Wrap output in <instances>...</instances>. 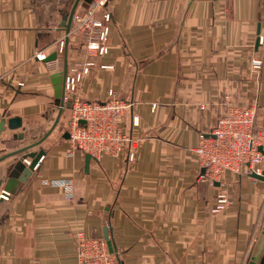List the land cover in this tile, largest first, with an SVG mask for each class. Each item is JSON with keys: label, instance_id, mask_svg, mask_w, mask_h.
<instances>
[{"label": "crops", "instance_id": "0c3cea01", "mask_svg": "<svg viewBox=\"0 0 264 264\" xmlns=\"http://www.w3.org/2000/svg\"><path fill=\"white\" fill-rule=\"evenodd\" d=\"M74 2L0 0V156L36 142L57 120L50 75L64 68L63 22ZM87 4L80 0L76 12ZM108 7V53L88 56L80 35L69 34L68 75L87 60L95 65L66 100L102 101L110 88L133 96L136 159L124 151L93 157L86 168V153L65 137L72 115L65 109L43 142L0 161L1 193L15 160L43 150L38 169L0 200V264H78L73 234L104 238L105 229L119 264H257L264 180L228 172L230 202L213 212L222 187L200 179L194 148L225 111L227 94L254 106L264 129V65L257 77L251 72L253 56L264 60V0H109ZM53 52L52 61L38 57ZM64 179L71 188L51 183Z\"/></svg>", "mask_w": 264, "mask_h": 264}, {"label": "built area", "instance_id": "2783aa9c", "mask_svg": "<svg viewBox=\"0 0 264 264\" xmlns=\"http://www.w3.org/2000/svg\"><path fill=\"white\" fill-rule=\"evenodd\" d=\"M108 3L109 0H92L82 12H75L73 16L70 33L80 35L82 47L88 56H103L109 52L112 11ZM38 57L42 59L46 55L38 54ZM94 65L93 60H87L81 72L75 76L68 75L66 90H75L83 75L89 73ZM263 65V58L253 56L252 74L257 77ZM4 79L5 76L0 74V84ZM23 85L24 82H18L15 87L21 88ZM225 98V111L210 131H200L199 144L194 148L204 169L200 179L212 184L218 182L222 187L217 194L213 212L221 211L230 202L228 190L223 185L228 172L249 175L253 180H258L251 173L262 174L264 171V154L260 149H264V129L256 126V108L232 101L230 94L225 95ZM134 106L133 96L123 97L113 88L108 90L107 98L102 101H86L74 97L69 120L72 148L90 153L97 159L103 155L119 157L127 151L128 161H135L140 138L134 135L133 127L139 126L140 121L133 114ZM127 113H130L131 121L126 125ZM42 159L43 155L33 170L38 169ZM24 161L27 165L31 164L30 159L25 158ZM51 183L71 188L67 179ZM10 194L4 190L0 193V200L8 198ZM68 198L72 199V196ZM72 237L78 264H119L120 254L109 251L105 238L89 235L84 230L76 231Z\"/></svg>", "mask_w": 264, "mask_h": 264}, {"label": "water", "instance_id": "95a60500", "mask_svg": "<svg viewBox=\"0 0 264 264\" xmlns=\"http://www.w3.org/2000/svg\"><path fill=\"white\" fill-rule=\"evenodd\" d=\"M83 1L85 3H90L92 0H83ZM79 2H80V0H75L70 12L64 16L65 20L63 22V26H64L65 31H66L64 68L62 70L54 72L50 75L51 83L54 87L55 103L59 108V115L57 117V120H56L55 124L51 127V129L42 138H40L39 140H37L34 143L28 144L22 148H19L15 151H12V152H9L5 155L0 156V161L4 160L7 157L17 155V154H19V153H21V152H23V151H25V150L33 147V146L39 145L41 142H43V140H45V138H47V136L53 131V129L57 125L62 112L65 109H71V107H72L73 97L66 100V95H67L66 80H67L68 70H69L67 46H68V42H69V33L71 30V26H72V19H73L75 12H76V8H77ZM259 42H260V37L258 36L256 43L259 45L260 44ZM56 57H57V52H53L52 54L48 55L44 59L46 61H52V60L56 59ZM4 127H5V121L2 120V121H0V133L4 129ZM69 136H70V133H69V130H67L65 137L69 138ZM260 149L262 150V152L264 154V149L262 147ZM28 155L32 158L30 165H26L23 162V159H25L24 157L27 156L26 155V156H23V157L15 160V162L10 167V170L8 173L9 178H8V182L6 184V190L9 191L10 193H12L14 191V189L18 186V184L21 181L27 180L28 177L32 174L34 165L38 162L40 156L43 155V150L41 149L39 151L29 152ZM85 158H86V168H88L90 160H91V158H93V156L90 153H86ZM203 171H204V169H203ZM251 176L256 177L260 180H264V171L262 174L251 173ZM215 183L218 184V182H215ZM104 238L107 241L109 251L111 253L117 252V248H116L115 243L113 242V240L110 236L108 229H105ZM255 260L258 262L257 264H264V248L261 250V252H259L257 254V256L255 257Z\"/></svg>", "mask_w": 264, "mask_h": 264}]
</instances>
